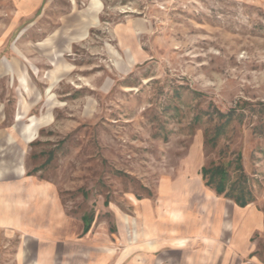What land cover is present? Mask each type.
Instances as JSON below:
<instances>
[{
	"label": "rangeland",
	"instance_id": "374dc122",
	"mask_svg": "<svg viewBox=\"0 0 264 264\" xmlns=\"http://www.w3.org/2000/svg\"><path fill=\"white\" fill-rule=\"evenodd\" d=\"M0 53V264H264V0H0ZM203 168L250 200L207 248Z\"/></svg>",
	"mask_w": 264,
	"mask_h": 264
},
{
	"label": "crops",
	"instance_id": "0c3cea01",
	"mask_svg": "<svg viewBox=\"0 0 264 264\" xmlns=\"http://www.w3.org/2000/svg\"><path fill=\"white\" fill-rule=\"evenodd\" d=\"M28 23L30 22H27V24ZM4 137L6 138L7 134H4ZM179 180L181 181L180 183H182V185L187 184L188 188H185L187 193H185L184 192L185 190L183 191V189H181V191H178L177 193H173V192L170 193L168 192L169 189L163 190L164 192L161 193V196L165 195V199L162 196L164 200L162 201V203L160 202V206L162 207V210H165L166 212L167 211L170 212L168 213V216L170 217L171 220L176 221L182 219L181 220L182 224L184 223L194 224L195 232L193 233V231H191L190 233L187 234V236L182 235L184 237L181 236L183 238L181 240L188 241L193 239V236L195 237L196 235L195 234L196 231L200 228L202 239L199 241L201 243L199 247L207 248L208 245L207 243L215 242L219 239L217 238V233H216L217 229L219 228H222L224 230L228 229V224L218 226L219 223L220 224L221 222L224 223L225 217L230 218L229 222L228 221L227 222L230 224L231 227L230 230L232 231V235H233V229L235 228L236 230L238 229L237 219H238L239 205L235 203L234 206H231L232 210L228 213L229 215L227 214L226 216L224 209L227 208L228 203L231 204L232 202H230L227 199H224L216 192L214 193L208 190L207 187L202 183L200 187H192L191 186L192 179L189 177L180 178ZM194 181L199 183L198 182L199 180L197 178H195ZM160 198L158 197L157 201H159ZM157 206L158 204L154 202V208H156ZM227 210L228 209H226V212ZM154 213H155V209H154ZM196 228L198 229L196 230ZM177 231L178 230H176V232ZM235 234L236 232L234 233V237L232 238H236ZM237 247L238 246H235L236 249ZM232 248L233 246L230 247V249ZM155 249H159V248L158 247L154 248V251H156ZM179 249L183 250V253H185L186 252L185 250H187V246H181ZM234 259L236 260V262H239L237 252L234 256ZM252 259L253 261H250L252 262V264H255L256 262L259 261V259L256 258V256L252 257Z\"/></svg>",
	"mask_w": 264,
	"mask_h": 264
},
{
	"label": "trees",
	"instance_id": "16d2710c",
	"mask_svg": "<svg viewBox=\"0 0 264 264\" xmlns=\"http://www.w3.org/2000/svg\"><path fill=\"white\" fill-rule=\"evenodd\" d=\"M203 180L206 182L207 187H212L215 189L218 195L224 194L226 191V180L227 173L224 170H215L210 172V170L203 168L202 170ZM225 196L235 201L241 207H245L250 203V200L246 199V197L242 194L238 197L234 196L230 192H226Z\"/></svg>",
	"mask_w": 264,
	"mask_h": 264
}]
</instances>
